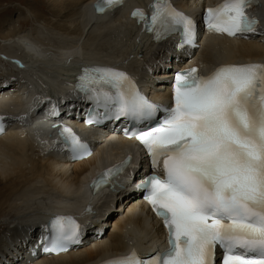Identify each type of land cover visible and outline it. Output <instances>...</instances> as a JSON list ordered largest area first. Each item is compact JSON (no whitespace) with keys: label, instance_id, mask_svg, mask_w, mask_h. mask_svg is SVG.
Masks as SVG:
<instances>
[{"label":"bare ground","instance_id":"6f19581e","mask_svg":"<svg viewBox=\"0 0 264 264\" xmlns=\"http://www.w3.org/2000/svg\"><path fill=\"white\" fill-rule=\"evenodd\" d=\"M95 1L48 0L49 13L18 8L17 17L0 23V111L7 124L6 132L0 136V264H9L10 250L21 252L11 264H97L133 246L146 248L163 240L162 227L140 199L128 200L124 188L112 197L102 194L93 198L85 184L92 172L130 154L133 140L109 131L95 132L94 153L70 162L62 150L61 159L60 153L46 141L50 138L48 125L35 124L37 117L31 114L32 107L44 98L42 94L64 93L68 102L75 70L89 61L130 72L148 94L153 92L151 97L155 100L169 95L163 84L153 89L157 74L149 73V69H153L154 57H161V50L173 43L172 39L151 42L129 19V5H144L148 0H129L117 11L100 15L90 7ZM208 1L177 3L191 11ZM258 10L264 27V0ZM202 43L193 56L203 70L220 63L264 61L263 36L209 35ZM163 86L164 90L158 89ZM81 106L82 103L70 101L66 110L75 112ZM111 204L115 211L103 223L91 219L90 210H82L89 205L108 208ZM58 208L70 210L78 217L82 226L79 243L57 255L27 260L22 249L27 245L36 255L42 253L37 240L44 234L39 229L51 217L50 211ZM89 220L94 227L89 226ZM95 227L100 233L105 230L96 239L91 238L93 234L99 235V231L93 233ZM81 239L85 242L80 243Z\"/></svg>","mask_w":264,"mask_h":264},{"label":"snow or ice","instance_id":"6c2138e0","mask_svg":"<svg viewBox=\"0 0 264 264\" xmlns=\"http://www.w3.org/2000/svg\"><path fill=\"white\" fill-rule=\"evenodd\" d=\"M256 2L225 0L207 8V27L229 35L255 32L259 21L245 9ZM133 15L150 18L154 31L157 26L164 31L178 27L184 42H193L194 20L170 0H155L150 14L137 9ZM196 73L193 68L176 75L175 106L164 109L167 115L158 128L138 136L153 169L164 157L165 176L149 175L139 187L164 218L171 247L148 258L133 251L104 264H216L218 247L225 253L223 264H264V64L221 66L208 76ZM80 81L90 99L114 109L115 119H152L161 108L140 94L123 72L86 69ZM97 85L109 90H97ZM2 121L0 117V132ZM71 140L87 153L77 137ZM130 159L105 176L120 171ZM49 227L55 237L46 251H66L79 243L82 226L74 218L56 217Z\"/></svg>","mask_w":264,"mask_h":264},{"label":"rangeland","instance_id":"374dc122","mask_svg":"<svg viewBox=\"0 0 264 264\" xmlns=\"http://www.w3.org/2000/svg\"><path fill=\"white\" fill-rule=\"evenodd\" d=\"M47 1L48 0H0V12H3L2 14H0V23L3 20L6 21L17 17L18 8L27 9V12L49 13L50 9L49 7H47ZM42 37L46 39L47 35H44ZM1 41L2 40L0 38V43Z\"/></svg>","mask_w":264,"mask_h":264}]
</instances>
